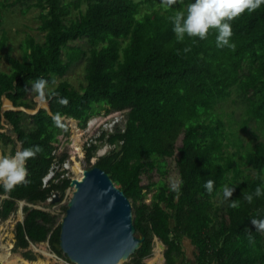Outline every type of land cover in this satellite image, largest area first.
<instances>
[{
  "label": "trees",
  "instance_id": "1",
  "mask_svg": "<svg viewBox=\"0 0 264 264\" xmlns=\"http://www.w3.org/2000/svg\"><path fill=\"white\" fill-rule=\"evenodd\" d=\"M148 1L2 3L23 14L39 8V29L45 37L43 41L28 37L22 45L23 58L10 57V70L0 71V102L5 96L15 107L33 109L28 98L31 82L45 78L55 81L51 86L68 103L45 98L49 109L3 113L16 139L0 131V144H12L13 153L17 141L21 148L40 145L41 151L27 162L26 183L11 190L0 183V193L6 195L0 219L14 212L19 201L46 202L70 186L71 178L61 177L62 171L44 184L55 161L62 164L69 158L65 150L54 153L59 135H70V125L62 117L76 119L79 127L86 128L94 116L121 111L124 130L119 124L114 132L99 136L115 146L91 167L107 171L133 204L136 234L144 242L129 262L147 264L144 260L151 256L157 236L166 246L164 264H177L184 241L195 248L198 264H264V232L252 222V217H264V196L251 203L245 198L257 185L264 187V5L235 17L231 21L235 47L219 48L215 30L206 39L187 35L176 39L172 17L186 11L191 0H177L174 5L158 0L166 3L142 13ZM8 38L6 31L0 34V53ZM83 59L85 82L77 88L66 75ZM57 113L60 126L53 120ZM29 118L31 126L25 125ZM241 132L253 134V140ZM98 147H88L87 162ZM176 153L180 178L173 190L161 175L167 169L163 158ZM246 168L256 173L244 174ZM155 171L159 175L154 178ZM209 179L214 181L212 192L205 188ZM233 185L235 191L226 199L223 188ZM153 188L148 204L146 192ZM24 212L15 228V250L48 240L54 252L70 261L60 247L58 216L30 205ZM22 254L36 259L32 250Z\"/></svg>",
  "mask_w": 264,
  "mask_h": 264
},
{
  "label": "rangeland",
  "instance_id": "2",
  "mask_svg": "<svg viewBox=\"0 0 264 264\" xmlns=\"http://www.w3.org/2000/svg\"><path fill=\"white\" fill-rule=\"evenodd\" d=\"M11 1L12 0H0V20H1L0 34L3 31H6L9 37L5 49L0 53V71L10 70V63H9L10 57H17L19 59L23 58L22 45L24 44L25 40L28 37L33 36L37 41H43L45 37L44 32L40 31L39 29V25L41 23L39 19V12H40L39 8L32 7L26 14H23L21 13V11H19L20 9H15V8L8 9L2 6V3L11 2ZM164 3L166 2L165 1L160 2L158 0H149L147 3L143 5L141 12L144 13L145 11L153 10L155 8H158L160 5ZM85 8H86V5L84 4L83 9ZM77 12H78L77 10L73 9L72 15H76ZM85 64H86V61L84 59L82 61L74 63L72 67L70 68V71L66 75V78L72 83L74 87L79 88L80 85L85 82ZM28 98H29V101L35 105L33 109L22 106V107H16L15 110H23L29 114H32L38 108L47 107L48 101L45 98L42 99L41 97H39L36 91H34L32 88L28 95ZM7 100L8 98L3 96L0 102V115H1L0 124L2 126L0 127V131L7 132L13 138L16 139V133L13 131L12 125L7 122V120L5 119L3 115V113L6 110L11 109V108H8L6 105ZM94 118H98L99 120L97 122L98 125H96L93 122L90 126L88 124L87 128L85 129L79 127V125L77 124L78 122H76L72 118H64L66 122L70 125V128H71L70 135L69 136H65L63 134L59 135V142L57 143V149L59 153H61L64 150L69 153L68 159H71V165L73 164V169L71 167L70 173H69L71 178L78 176V171L76 170V167H75L77 165L76 164L77 161L79 162L78 169L81 172L82 168L84 170L94 165L95 162L97 161V158L99 157L96 152V154L90 159V161L87 162L86 151L84 150L85 152L84 154L82 150H81L82 152H80V150H78L77 148L75 149V146H74L75 133L79 132V137L81 139L80 144H81L86 138H89L94 135L92 134V132L95 129L99 128V126H101L102 124V121L105 120L107 117L106 115L102 113L101 115L94 116ZM239 119L241 120V118ZM72 121L76 122L75 127L72 125ZM25 125L31 126L30 118L25 122ZM76 127L79 128L80 130L79 129L77 130ZM96 133L97 131H95V134ZM241 133H242V136L245 137L246 139L251 137L253 140V137H254L253 134L248 136L245 132H241ZM181 139H182L181 137L178 139L177 146L181 144ZM98 145H99V148L100 147L104 148L106 144L99 140ZM13 147L14 146L12 144L4 145L3 143H1L0 144L1 157L13 155L15 153V152L13 153ZM20 148H21V144L19 141H17L16 150ZM163 159H164L163 162L166 164L167 169H166L165 175H161V177H163L165 181L170 185L173 183L177 184L180 178L179 170L177 166V159H178L177 153L171 157H165ZM248 172H250L251 175L256 173V171L254 170H249L248 168L244 169V174H247ZM157 175H159L157 171L153 172L154 178L157 177ZM144 182L146 183L147 179H144ZM72 190L73 189H70V187H68L66 191L64 192V194L59 193V199L53 200V201L47 200L46 202L38 203L35 205L28 203L25 200L19 201L18 207L14 212H12L7 218L0 219L1 241H3V243L5 244L6 243L9 245L11 244L10 250L12 254H18L23 257L22 253L24 251L32 250V252L36 256V260H32L31 264H35L36 261H40V260H47L49 264H72L70 261L66 259V257L59 256L56 252H54L48 240L43 241V242H38V243L31 242L29 247L26 249L18 248L17 250H15V247H14L15 246L16 224L18 223V221L24 220V217H25L24 206L25 205L39 207L47 211H50L56 216H58V222H61L63 216L66 213L65 206H67V203L71 197ZM155 191H156V188H153L146 192V197L144 199L146 203L148 204L151 203L153 193ZM5 196L6 195L0 193V207L2 205V201L4 200ZM214 201L215 203L218 204L220 203V198H215ZM159 242L161 243L162 241L157 236H155L154 244H153V251L155 250V248L158 247L157 244ZM184 247H185L184 251L190 247L188 241L184 243ZM45 250L48 252H51L53 255L48 256L44 254ZM0 251L2 250L0 249ZM153 254L154 253H152V255ZM129 261L130 259L126 261H122L121 264H131ZM164 261L165 260H163V263H165ZM2 263L4 264V262Z\"/></svg>",
  "mask_w": 264,
  "mask_h": 264
},
{
  "label": "water",
  "instance_id": "3",
  "mask_svg": "<svg viewBox=\"0 0 264 264\" xmlns=\"http://www.w3.org/2000/svg\"><path fill=\"white\" fill-rule=\"evenodd\" d=\"M69 187L73 190L61 220L60 247L70 262L118 264L129 260L144 237L136 234L133 204L126 193L98 166L84 169L82 178H71ZM57 199L58 192L48 200Z\"/></svg>",
  "mask_w": 264,
  "mask_h": 264
},
{
  "label": "clouds",
  "instance_id": "4",
  "mask_svg": "<svg viewBox=\"0 0 264 264\" xmlns=\"http://www.w3.org/2000/svg\"><path fill=\"white\" fill-rule=\"evenodd\" d=\"M169 5L176 4L177 0H167ZM264 5V0H191L187 4L186 11H178L172 17L173 31L177 40H184L185 36L199 39H206L210 30H215L216 46L219 48L235 47V42L231 40L233 27L231 21L245 10L251 12ZM188 49H185L187 51ZM55 81L49 82L45 78H38L31 82V87L36 93L44 98L57 97L58 102L67 104V97H59L58 91L52 87ZM55 123L61 125V115L57 113L53 116ZM41 151L40 145H34L17 149L11 156L0 157V182L6 190L15 188L16 185L28 181L27 162L34 158ZM173 190L177 189V184H171ZM205 188L208 192L214 189V181H206ZM235 191L233 186L223 188L224 197L230 198ZM264 196V187L257 185L253 193H246L248 202H253L255 197ZM232 206L237 205V201H231ZM256 230L264 232V217H252ZM249 240L254 237L249 234Z\"/></svg>",
  "mask_w": 264,
  "mask_h": 264
},
{
  "label": "built area",
  "instance_id": "5",
  "mask_svg": "<svg viewBox=\"0 0 264 264\" xmlns=\"http://www.w3.org/2000/svg\"><path fill=\"white\" fill-rule=\"evenodd\" d=\"M106 115V119L102 121L101 126H99V128L95 129L92 134H94L93 136L86 138L80 145L81 150L84 152V150L87 152L88 147L92 146L93 144H98L99 141V136H101V134L106 131L107 133H111L114 132L115 128L117 125L120 124V126L123 128L124 130V124L123 122H125V115L123 114V112L121 111H112L109 114H104ZM98 118H92L89 120L88 124L89 126L94 122L96 125H98ZM122 123V125H121ZM78 124V123H77ZM88 126V125H87ZM87 128V127H86ZM79 129V128H77ZM85 129V128H84ZM80 130V129H79ZM95 131H97V133L95 134ZM81 142V139H80ZM105 147L104 148H99L97 149V155L103 156L105 154H107L109 152V150L115 146V145H110L108 143H105ZM76 149V147H75ZM54 153H56L57 155L59 154L58 149L56 148L54 150ZM85 154V152H84ZM96 154V153H95ZM98 157V158H99ZM97 158V160H98ZM70 168H71V159H66L62 164H60V162L58 160L55 161V163L53 164L50 172L48 173L47 176H45L44 178V184L46 185L48 180L51 179L54 174H56L57 171H62L63 173L61 174V177H70ZM55 195V193L53 194V196ZM52 196V197H53ZM51 198V197H50Z\"/></svg>",
  "mask_w": 264,
  "mask_h": 264
},
{
  "label": "bare ground",
  "instance_id": "6",
  "mask_svg": "<svg viewBox=\"0 0 264 264\" xmlns=\"http://www.w3.org/2000/svg\"><path fill=\"white\" fill-rule=\"evenodd\" d=\"M7 107H11V103L8 101L7 102ZM77 122V121H76ZM76 122L75 121H72V125L75 127L76 126ZM77 129V127H76ZM78 130V129H77ZM74 146L81 151V147H80V137H79V132L75 133L74 135ZM0 157H1V154H0ZM77 160V159H76ZM77 165L75 166L76 167V170L78 171V176L77 178H82L83 174H84V170L83 168L81 169V172L80 170L78 169L79 166V162L77 161L76 163ZM73 166V164L71 165V167ZM163 248V245H162V242L158 244V247L156 248V255L154 257H151L149 259V263L150 264H160L162 261H163V257L161 255V250ZM0 249L2 251H0V260L1 262H4V264H31V261L32 260H27L24 256H20L18 254H12L11 252V244H5L3 243V241H1V236H0ZM44 254L48 255V256H52L53 254L51 252H48V251H44ZM36 260V259H35ZM122 261H120L118 264H121ZM35 264H49L47 260H40V261H36Z\"/></svg>",
  "mask_w": 264,
  "mask_h": 264
},
{
  "label": "crops",
  "instance_id": "7",
  "mask_svg": "<svg viewBox=\"0 0 264 264\" xmlns=\"http://www.w3.org/2000/svg\"><path fill=\"white\" fill-rule=\"evenodd\" d=\"M10 102L11 103V107H9V108H11V109H13L14 108V106H13V103H12V101L11 100H7V102ZM44 108H48L49 109V104H47V107H44ZM64 119V118H63ZM185 243H186V241H184ZM159 244V243H158ZM158 244H157V246H158ZM189 245H190V247L188 248V249H186L185 251H184V254L178 259V261H177V264H198V262H197V258H196V255H195V248L194 247H192V245H191V243H189ZM165 248H166V246H165ZM165 248L164 249H162L160 252H161V255H162V257H163V260H165V255H164V250H165ZM184 249H185V247H184ZM152 253H154L153 255L151 254V256H149V257H147L144 261L148 264L149 263V259L151 258V257H154L155 255H156V248H155V250L152 252ZM165 262V261H164ZM158 264V263H157ZM160 264H164L163 263V261L160 263Z\"/></svg>",
  "mask_w": 264,
  "mask_h": 264
},
{
  "label": "flooded vegetation",
  "instance_id": "8",
  "mask_svg": "<svg viewBox=\"0 0 264 264\" xmlns=\"http://www.w3.org/2000/svg\"><path fill=\"white\" fill-rule=\"evenodd\" d=\"M72 169H73V166H72Z\"/></svg>",
  "mask_w": 264,
  "mask_h": 264
}]
</instances>
